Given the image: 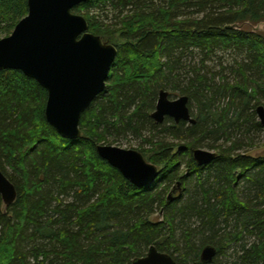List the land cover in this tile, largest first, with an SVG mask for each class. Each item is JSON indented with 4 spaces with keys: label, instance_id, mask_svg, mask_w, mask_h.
<instances>
[{
    "label": "trees",
    "instance_id": "16d2710c",
    "mask_svg": "<svg viewBox=\"0 0 264 264\" xmlns=\"http://www.w3.org/2000/svg\"><path fill=\"white\" fill-rule=\"evenodd\" d=\"M72 13L125 43L73 141L47 124L36 81L0 71V169L17 191L8 207L0 197V264H131L150 246L177 264H202L205 246L210 264H264V157L247 156L264 135V33L240 28L264 22V0H89ZM26 15V0H0V37ZM162 90L188 98L195 124L154 123ZM145 131L152 149L138 152L162 169L138 189L96 146ZM197 149L216 158L197 166Z\"/></svg>",
    "mask_w": 264,
    "mask_h": 264
},
{
    "label": "water",
    "instance_id": "95a60500",
    "mask_svg": "<svg viewBox=\"0 0 264 264\" xmlns=\"http://www.w3.org/2000/svg\"><path fill=\"white\" fill-rule=\"evenodd\" d=\"M89 0H26L27 15L11 34L0 39V71L15 70L36 81L47 93L44 116L61 138L73 141L81 137L82 114L104 92L117 48L88 32V23L72 9ZM264 127V107L256 108ZM170 118L175 124H195L188 98L170 100L167 91L158 93L151 119L161 124ZM97 155L116 169L138 189L146 188L159 176L157 166L148 163L135 150L109 145L96 146ZM197 166L216 158L212 151L192 152ZM0 197L4 207L14 203L17 191L0 169ZM216 255L213 246H205L200 262L210 264ZM131 264H177L169 254L150 246L143 257Z\"/></svg>",
    "mask_w": 264,
    "mask_h": 264
},
{
    "label": "rangeland",
    "instance_id": "374dc122",
    "mask_svg": "<svg viewBox=\"0 0 264 264\" xmlns=\"http://www.w3.org/2000/svg\"><path fill=\"white\" fill-rule=\"evenodd\" d=\"M106 14V13H105ZM108 20L106 21L105 25H109L111 22H113L111 19L113 17V14L107 12L106 14ZM241 29H244L246 31H250V32H263L264 33V22L258 24V25H251L248 23H245L243 25L240 26ZM3 37H0V39ZM103 41L117 47L120 46L122 44L125 43L124 40H122L119 35H115L113 37H109V38H103ZM218 57H220L222 60H228L230 59V57H227L226 55H218ZM216 63H218V60L216 61ZM217 71V69L215 70ZM229 77V75H228ZM230 78V77H229ZM169 94V99L170 100H176L177 98L180 97V95L178 94H173L170 91H167ZM193 109H191V115H194ZM193 117V116H192ZM194 118V117H193ZM257 120L258 117L256 116ZM259 121V120H258ZM150 133L149 132H143L141 137H135L132 135H125V136H120L118 137V139L116 140V144L114 145H109V146H114L117 148H121V149H125V150H135L138 151V149H142V150H150L152 149V147L147 143V138H149ZM264 135H261V137L259 138V140L257 141V145L258 148L249 151L247 153V156H250L252 158H257V157H264ZM206 151H209L208 149H203ZM176 151V150H175ZM174 151V152H175ZM145 160L147 161V156L145 157ZM158 170L160 171L162 169V167H157ZM186 172H183L182 175H185ZM149 187V186H148ZM173 189V187H171L168 192H167V196L169 195V192ZM181 193H179L178 191L175 192L174 197H179ZM4 207V205H3ZM152 219L156 222H161L163 217L162 214L160 213V211H157L156 214L152 217ZM146 253V252H145ZM224 259H221L220 261H223ZM225 262V261H223ZM231 263V262H230Z\"/></svg>",
    "mask_w": 264,
    "mask_h": 264
},
{
    "label": "flooded vegetation",
    "instance_id": "af4514ba",
    "mask_svg": "<svg viewBox=\"0 0 264 264\" xmlns=\"http://www.w3.org/2000/svg\"><path fill=\"white\" fill-rule=\"evenodd\" d=\"M165 119H166V118H165ZM165 119H164V120H165ZM172 121H173V120H172ZM163 122H164V121H163ZM163 122H162V123H163ZM173 122H174V121H173ZM162 123H161V124H162ZM185 123H186V122H185Z\"/></svg>",
    "mask_w": 264,
    "mask_h": 264
}]
</instances>
